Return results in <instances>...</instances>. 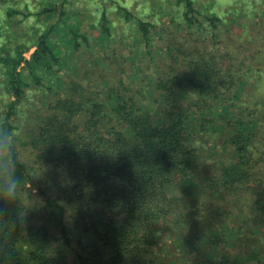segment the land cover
Here are the masks:
<instances>
[{
	"label": "trees",
	"instance_id": "1",
	"mask_svg": "<svg viewBox=\"0 0 264 264\" xmlns=\"http://www.w3.org/2000/svg\"><path fill=\"white\" fill-rule=\"evenodd\" d=\"M33 2L9 4L0 18V122L13 136L20 177L17 198L5 205L8 216L0 219V264H165L154 249L161 239L158 222L171 213L175 221H188L193 205L188 189L199 184L232 189L251 174L259 207L264 96L250 106L245 84L256 87L254 79L264 82V76L249 81L244 71L251 68L234 62L227 49L218 53L191 43L181 54L180 42L176 52L168 42L167 55L182 65L178 76L156 78L138 98L124 92L120 79L118 85L90 89L66 74L69 54L87 43L80 20L67 9L69 0ZM178 2L186 27L204 32L206 25L213 36L216 14L200 13L193 0ZM117 10L135 22L148 47L150 22L121 5ZM99 16L104 37L109 25L103 9ZM182 81L185 89L176 92ZM30 88L41 103L35 107L36 125L20 141L31 155L26 166L18 157L14 130ZM209 156L212 163L204 161ZM201 165L215 169L201 177ZM175 187H184L183 209L175 205ZM263 207L257 220L264 218ZM203 220L207 247L197 250L196 239L187 237L190 257L179 264H235L219 249V241L226 242L220 237L225 223H218L217 232ZM65 249L69 256H62Z\"/></svg>",
	"mask_w": 264,
	"mask_h": 264
},
{
	"label": "rangeland",
	"instance_id": "2",
	"mask_svg": "<svg viewBox=\"0 0 264 264\" xmlns=\"http://www.w3.org/2000/svg\"><path fill=\"white\" fill-rule=\"evenodd\" d=\"M24 3L32 6L34 2L0 0V18H4L7 5L21 7ZM193 3L200 13H214L218 16L213 36L207 35L209 27L206 25L204 32L194 26L186 27L178 0H69L67 9L80 20V31L85 33L87 43L81 42L79 50L69 54L68 63L71 68L66 67L67 76L83 81L90 89H99L101 84H117L116 80L120 79L125 87L124 92L138 98L140 92L146 95V90L156 78L179 75L182 65L174 62V58L171 61L167 55L165 46L168 42L171 52L177 51L179 44L175 42H180L178 49L181 54L191 43L199 48L201 45L208 49L215 48L218 53L227 49L234 62L239 61L242 68H251L244 71V76L249 81L257 75L264 76V0H193ZM118 5L125 7L133 16L150 22L148 47H143L142 39L136 33L135 22L132 19L125 20L117 10ZM102 9L106 24L109 25V34L104 37L99 36V15ZM27 20L32 21V16H28ZM1 22L4 23V20ZM31 49L32 47L24 51V56ZM258 79H254V82H258L256 87L251 82L245 84V89L249 88L251 93V97L246 99L250 106H253L254 100L264 96V82ZM181 84L183 87L176 89V92L185 89V82L182 81ZM26 92L30 96L15 118L17 127L14 136L18 157L20 160L25 159V165L28 166L27 159L31 156L28 144L22 145L20 141L26 138L28 129L36 125L35 107L41 102H38L37 90L30 88ZM216 108L219 110L217 106ZM228 110L234 111L235 107L230 105ZM261 111L264 116V106ZM259 125L264 135V117ZM258 149L263 150L264 145H258ZM212 158L214 157L209 156L204 161L212 163ZM258 164L264 170V163ZM214 169V166H202L201 177L212 173ZM247 185L250 187H246ZM183 188H180L181 191L179 187L172 189L176 196L175 205L179 209H183V202L179 201ZM31 190L34 191V188ZM257 190L258 186L251 174L243 176L241 183L232 189L216 191L212 185L205 187L200 184L197 188L188 189L193 200V205L190 204V218L188 221H175L176 213H171L161 219L158 222L161 239L157 242L155 251L162 254L165 264L188 261L190 256L186 250L187 237L196 239L197 250L198 247H207L206 242L202 243V239L206 237V227L203 226V219L206 218V222L210 220L211 228L217 232L220 229L218 223H225L224 229H220V237L225 238L226 242L219 241V249L235 264H264V218L257 220L261 215L264 198L259 199L260 205L257 207L254 202ZM185 203L188 204L189 201ZM70 253L65 249L62 256H69Z\"/></svg>",
	"mask_w": 264,
	"mask_h": 264
},
{
	"label": "clouds",
	"instance_id": "3",
	"mask_svg": "<svg viewBox=\"0 0 264 264\" xmlns=\"http://www.w3.org/2000/svg\"><path fill=\"white\" fill-rule=\"evenodd\" d=\"M20 190L17 162L13 156V136L0 122V219L8 216L6 204L16 200ZM13 222V221H9Z\"/></svg>",
	"mask_w": 264,
	"mask_h": 264
}]
</instances>
